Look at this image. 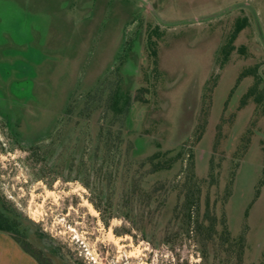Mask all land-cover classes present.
I'll return each instance as SVG.
<instances>
[{"label": "rangeland", "instance_id": "obj_1", "mask_svg": "<svg viewBox=\"0 0 264 264\" xmlns=\"http://www.w3.org/2000/svg\"><path fill=\"white\" fill-rule=\"evenodd\" d=\"M0 215L54 264H264V0H0Z\"/></svg>", "mask_w": 264, "mask_h": 264}, {"label": "trees", "instance_id": "obj_2", "mask_svg": "<svg viewBox=\"0 0 264 264\" xmlns=\"http://www.w3.org/2000/svg\"><path fill=\"white\" fill-rule=\"evenodd\" d=\"M245 21V18L244 17H241V18H237L236 20V25H235V28H234V31H236L240 25H242ZM227 48H229V46H227ZM253 88V86L249 87L247 89V93H249V91H251V89ZM200 135V132L194 137V140L198 139ZM188 168H187V171H186V174H185V181H184V184L187 182V181H190L193 179V176H194V172H193V167H192V160H191V155L188 153ZM193 181V180H192ZM194 183V182H193ZM196 187H198V185H196ZM189 188V187H188ZM186 191V190H185ZM192 196L193 194H188V192H184V199H183V203H184V206H189L191 200H192ZM190 199V200H189ZM193 201V200H192ZM187 216H189V212H187ZM0 230L1 231H5L6 233H8L14 240H16L17 242H19L22 247L27 251L29 252L33 257H35L39 264H52L50 259L43 256V254L40 253V251L38 249H35L34 247H31L27 241H25L24 239L18 237L17 235L15 234H12V232L8 231L6 227L3 226L2 222H1V215H0ZM225 230V229H224ZM225 232H227V230H225Z\"/></svg>", "mask_w": 264, "mask_h": 264}, {"label": "crops", "instance_id": "obj_3", "mask_svg": "<svg viewBox=\"0 0 264 264\" xmlns=\"http://www.w3.org/2000/svg\"><path fill=\"white\" fill-rule=\"evenodd\" d=\"M0 233L4 235V238L10 239L0 242V264H39L38 260L8 233L1 230Z\"/></svg>", "mask_w": 264, "mask_h": 264}, {"label": "flooded vegetation", "instance_id": "obj_4", "mask_svg": "<svg viewBox=\"0 0 264 264\" xmlns=\"http://www.w3.org/2000/svg\"><path fill=\"white\" fill-rule=\"evenodd\" d=\"M52 264H54L53 262H51Z\"/></svg>", "mask_w": 264, "mask_h": 264}]
</instances>
